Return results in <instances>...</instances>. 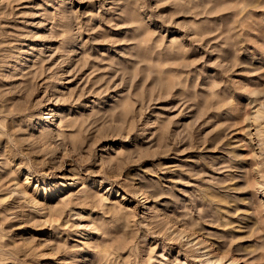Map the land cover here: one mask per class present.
<instances>
[{"label":"rangeland","instance_id":"obj_1","mask_svg":"<svg viewBox=\"0 0 264 264\" xmlns=\"http://www.w3.org/2000/svg\"><path fill=\"white\" fill-rule=\"evenodd\" d=\"M0 264H264V0H0Z\"/></svg>","mask_w":264,"mask_h":264},{"label":"bare ground","instance_id":"obj_2","mask_svg":"<svg viewBox=\"0 0 264 264\" xmlns=\"http://www.w3.org/2000/svg\"><path fill=\"white\" fill-rule=\"evenodd\" d=\"M54 110V109H53ZM28 180H29V178H28ZM31 182V181H30ZM26 183H29V182H26ZM30 184V183H29ZM23 194V193H22ZM21 196H23V195H21Z\"/></svg>","mask_w":264,"mask_h":264}]
</instances>
